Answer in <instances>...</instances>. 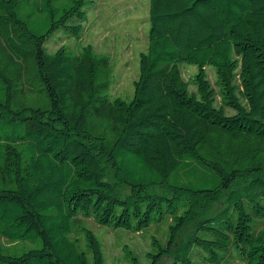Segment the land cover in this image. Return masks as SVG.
Returning <instances> with one entry per match:
<instances>
[{
	"label": "trees",
	"instance_id": "16d2710c",
	"mask_svg": "<svg viewBox=\"0 0 264 264\" xmlns=\"http://www.w3.org/2000/svg\"><path fill=\"white\" fill-rule=\"evenodd\" d=\"M148 2L126 100L96 0H0V264H109L90 219L129 264H264V0Z\"/></svg>",
	"mask_w": 264,
	"mask_h": 264
},
{
	"label": "rangeland",
	"instance_id": "374dc122",
	"mask_svg": "<svg viewBox=\"0 0 264 264\" xmlns=\"http://www.w3.org/2000/svg\"><path fill=\"white\" fill-rule=\"evenodd\" d=\"M98 10L90 16L88 29L84 34L82 43H91L100 53H107L111 58L113 76H120L116 86L115 95L126 100L134 97V80L139 76V55L148 44L150 21L148 19V0H96ZM20 15H26V6L19 9ZM45 12L30 17L34 30H44L50 18ZM58 38H52L54 44ZM184 77L192 81L196 74V65H183ZM209 79L214 83L216 75L214 70L208 69ZM88 226L101 237L105 245V253L109 264H129L124 261L123 244L127 243L141 257L142 263L147 262L145 252L150 249V240L147 235L139 232L125 230H112L99 225L93 219L88 220ZM162 228H166L161 226ZM155 229V228H154ZM148 231V230H147ZM144 232V231H143ZM162 232L150 229L148 235ZM29 248L31 246L29 245ZM172 260L166 257L161 264H171Z\"/></svg>",
	"mask_w": 264,
	"mask_h": 264
}]
</instances>
